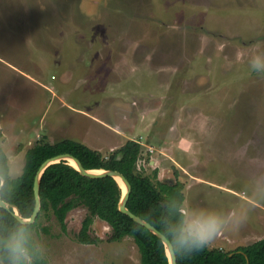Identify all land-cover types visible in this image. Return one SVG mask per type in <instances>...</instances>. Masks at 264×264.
Masks as SVG:
<instances>
[{"label": "rangeland", "instance_id": "374dc122", "mask_svg": "<svg viewBox=\"0 0 264 264\" xmlns=\"http://www.w3.org/2000/svg\"><path fill=\"white\" fill-rule=\"evenodd\" d=\"M264 0H0V131L18 177L39 139L109 155L142 144L137 171L184 183L185 229L211 248L264 238ZM90 213L52 211L33 232L45 264H142L133 237L78 234ZM31 260V257H29Z\"/></svg>", "mask_w": 264, "mask_h": 264}, {"label": "trees", "instance_id": "16d2710c", "mask_svg": "<svg viewBox=\"0 0 264 264\" xmlns=\"http://www.w3.org/2000/svg\"><path fill=\"white\" fill-rule=\"evenodd\" d=\"M0 131V197L11 208L0 205V264H45L36 247L33 232L38 230L42 213L52 211L62 228L66 229L68 213L80 205L90 210L78 234L83 243H96L91 235L96 218L112 227L111 240L119 241L131 236L138 244L142 264H171L166 243L146 225L137 222L120 209L123 188L111 175L90 177L76 167L61 160L49 165L41 177V211L33 223H23L14 215L17 206L25 218L32 216L36 206L35 179L42 163L55 155L70 153L79 158L86 169H114L122 172L131 182L127 207L161 230L173 243L177 264H264V238L233 250L195 246L182 243L185 232L186 212L184 183L160 181L137 171L143 152L142 144L135 139L104 155L84 142L64 138L57 142L39 139L27 150L23 172L18 177L10 174V158L2 144ZM24 249L16 255L12 249Z\"/></svg>", "mask_w": 264, "mask_h": 264}, {"label": "water", "instance_id": "95a60500", "mask_svg": "<svg viewBox=\"0 0 264 264\" xmlns=\"http://www.w3.org/2000/svg\"><path fill=\"white\" fill-rule=\"evenodd\" d=\"M69 157L73 158L76 161V165L69 162V160H68ZM61 160H68V163H70L71 165L76 167L84 175H87L90 177H104V176L111 175V176H114L120 184H121V182H120L119 178H121V180L123 181L125 186H123V184H121V186L123 188V195H122L121 202H120V209L123 212L129 214L137 222L146 225L150 230H152L159 237H161L162 240L166 243L167 252H168V255L170 257L171 264H177V255H176V251H175V248H174L172 241L161 230H159L156 226H154L149 221L143 219L142 217H140L139 215H137L136 213H134L133 211H131L127 207V202L129 200L130 193L132 190V185H131L130 180L122 172H120L118 170H114V169H86L83 166L81 160L79 158H77L76 156L70 154V153H61V154L55 155L51 158L46 159L42 163V165H41V167L37 173L36 179H35L36 206H35V209H34L32 216L29 218H25L21 214L19 208L17 206H14V212L13 213L21 222L33 223L36 221V219H37V217L41 211V206H42L41 196H40V183H41L42 174L44 173V171L46 170V168L49 165H51L52 163H55V162H60ZM124 187H125V190H124ZM0 205L2 207L7 208V209H10L12 206L11 204H9L5 200H3L1 197H0ZM30 264H33V262L31 260H30Z\"/></svg>", "mask_w": 264, "mask_h": 264}, {"label": "clouds", "instance_id": "9594fccd", "mask_svg": "<svg viewBox=\"0 0 264 264\" xmlns=\"http://www.w3.org/2000/svg\"><path fill=\"white\" fill-rule=\"evenodd\" d=\"M254 66L264 68V61ZM218 228V223L213 219H197L182 234L181 241L186 245L195 246L197 250L202 249L215 239ZM12 251L16 255L24 253V249L19 245L13 247Z\"/></svg>", "mask_w": 264, "mask_h": 264}, {"label": "bare ground", "instance_id": "6f19581e", "mask_svg": "<svg viewBox=\"0 0 264 264\" xmlns=\"http://www.w3.org/2000/svg\"><path fill=\"white\" fill-rule=\"evenodd\" d=\"M68 160H69V162H71L72 164L76 165V161H75L73 158H70V157H69ZM119 180H120L121 184H123V186H125L124 183H123V181L121 180V178H119ZM124 190H125V187H124Z\"/></svg>", "mask_w": 264, "mask_h": 264}]
</instances>
